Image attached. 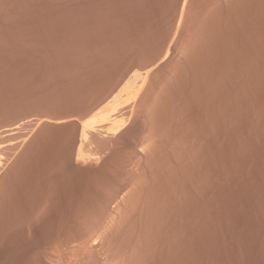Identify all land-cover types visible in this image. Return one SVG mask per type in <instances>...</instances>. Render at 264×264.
<instances>
[{
  "label": "rangeland",
  "instance_id": "obj_1",
  "mask_svg": "<svg viewBox=\"0 0 264 264\" xmlns=\"http://www.w3.org/2000/svg\"><path fill=\"white\" fill-rule=\"evenodd\" d=\"M0 59V136L3 135L4 130H9V127H11V135L14 134L12 133L13 130L15 133L16 131L18 132V137L21 132L23 134H20V138L14 134V136L12 135L7 138L8 140L4 138L6 139L5 141L0 138V143L2 142L7 146L9 143L13 144L19 140V144L15 143L18 147H22L26 145L25 143H29L27 145H30L31 152L35 150L40 152L37 153L35 151L36 157H34V159L36 160L38 157V160L35 162L39 164L42 160H48V162H46L50 164H47L48 166L45 165V161L40 163V167H49L48 169H43V167H41V172L44 170L45 173L47 172L46 170H50L51 172L57 170V175L53 174L56 172L51 173L48 171L49 173H46L47 175L51 173L50 176L48 175L49 177L45 178L43 175L39 176L38 174L41 175V172H39L41 168L37 169L39 166L37 165V167L32 159V154L35 152H30L31 154L28 153L29 155L24 154L23 157L25 158H23V161L31 157L29 160L30 162L28 160L25 162H28V166L31 167L34 166L31 165L32 161V164H35L34 167H37H32V169L29 167L31 172L29 171L28 173L32 174L34 169L38 170V172L34 171L35 173H33V175H35L38 179L35 178L34 180L35 176L31 178L32 180L30 179L35 182L32 183L30 181L33 184H31V186L35 185L33 187L34 189L36 185L40 183L42 178H48V181L45 183L47 186L49 182H51L49 181L51 175H53L52 178L56 177V179H58L60 177L61 180L59 179L58 182L63 180L64 182L62 181V184H68L69 186H67L73 191L72 192L70 190L69 192L68 189L70 188L64 187L61 183H56L57 180L55 179L56 181H53L55 182V185L51 182L54 187V189L51 188V191L54 192L56 188L58 189L54 193H50V187H48L49 185L45 187V180L41 181V184L37 185L39 189L37 187L35 189L36 193H34L35 191L32 188V193L35 194L34 197L39 194L38 198L40 201H38V198L36 197L35 198L37 200L35 201L38 202V204L40 203V206L43 205L45 206L43 208L48 210V206L46 207V204H55V200L52 201V197L54 196V198H56L61 193L63 194L62 191H64V194L67 195L64 196V194H61L59 197L61 198L62 196L64 199H59V197L56 199V203L61 202L62 204L57 203L55 206L52 205L50 210L53 209V211H56L59 209V205H62L61 207H63L65 199L68 206L71 204L76 205V202L78 201L77 206H80L79 204L82 203V207L83 204H85V201L82 200V198H84V196L89 198L87 196L88 194H90L89 196H95V194L97 195L95 192L99 188L100 189L98 191H101L102 194L106 192L105 195H102L104 196V199L105 197L106 200L112 197L114 200L118 195H120L119 193H121V189L116 188V186L118 185L119 187L120 184L114 185L117 191L119 189V192L116 195L115 193L112 194L113 192H116L114 187V190L113 188H110L115 183L112 179L114 178L113 175L116 174L121 167L123 170L121 169L120 172L126 173V171H128V167H130L128 164L131 165V160L132 162L134 161L131 159L133 157L132 151H134L132 149L133 142L135 143V141H137V137L145 128V124H147V128L152 126L153 130L155 129L159 133L163 132V136L160 135L161 137H159H163L162 141H164L163 144H161L162 141H159L160 143H157L154 148V151L157 150L154 153V155H156V158L154 157L156 161H154L156 165L159 166V169L156 168L158 166L155 165L156 172L153 173L152 171L151 173L152 175L156 174L153 178H158V182L162 180L161 185L165 191L170 189L172 190V188H174L173 190L175 192L172 191L176 195L173 201V204L176 206V208H174V212L177 211L176 213L179 215L182 213L179 212V209H181L180 211H183L180 196L187 192L186 189L188 186V189H190L188 191V194L190 195H188L190 197H188V210L190 209L189 212L191 213L190 220L188 222L191 221L189 224L192 227L189 225V232L191 234H188V236H190L189 244L191 245L189 247V252H191L188 261L185 262L189 264H264V0H0ZM25 83L26 85L27 83L29 85L26 86ZM128 87H131V89ZM132 90H135V94H133ZM39 93H41V95ZM53 94H55V96H53ZM128 94H131L133 97L131 98ZM56 95L58 99L56 98ZM114 95L119 96H115L116 98H119L117 101H114ZM31 96H33V98H31ZM139 96L141 98H138ZM142 96L147 98V100H144L145 98ZM133 98L136 100L138 99L139 102L135 99L134 100L141 108L136 107L137 104H135L136 106L134 104V106H130ZM139 99L144 100L143 104L141 103L142 100L140 101ZM112 100L113 103H116L112 104ZM128 100V118L130 117V119H126L128 113H126V115L125 110L127 111V108H123V106L127 104L126 101ZM39 101L40 103H38ZM123 101H125L126 104ZM45 102L46 105H44ZM102 102L105 104L101 106L100 104H102ZM106 102L108 103V106L105 108ZM121 102L124 104L123 106ZM118 104H121L120 109L123 108L121 109L122 111L119 109ZM97 105L103 108V114L108 113L110 114V117L111 115H113V117L114 115L118 116V114L123 112L122 114L124 117H121L122 114H120L119 117L123 120L122 124L125 128V135H128L127 138L130 137L128 139L125 137L124 140L128 142V147H132V150L128 147L125 148L124 144L127 145V143L123 140V138H120L119 140L116 137H114V139L112 137V140L108 139L112 135L108 131L110 127L107 128L108 126H105L107 131L103 127L106 131L105 132L100 127L102 124L100 123L101 121L99 122V120H97L100 124L96 125L97 122L93 118L96 117L95 119H97L99 116L103 115L99 112L102 108L100 107V109ZM115 107H118V110L121 112L118 113L119 111ZM129 107L134 108L131 109ZM26 108L29 113L35 111L36 109L38 111L36 110L37 113H35V111V114L32 112L31 114L33 115H28L27 111H24ZM97 108L100 110L98 111ZM138 108H140V110ZM47 109L48 111L51 110L50 114L49 112L48 114L45 112ZM57 109H59V111ZM17 110L24 112L20 115V112ZM96 110V114L93 113ZM17 112L18 114H16ZM40 112L42 114L44 112L46 115L43 114V116ZM53 112H58V114L61 112V115L59 114L60 117H54L58 114L56 113L57 115H53ZM136 112L139 114L141 113L142 116L141 114L140 116L138 114L136 117ZM51 113L53 116H51ZM62 114L66 118H64ZM93 114L98 115V117H92ZM151 114L154 115L153 118H155V120L157 119L158 122H155ZM12 115H14V117H12ZM18 115H20V120L17 119V117L19 118ZM23 115H28V118ZM156 116H159L160 118L162 116V118L158 119L159 117ZM14 118L17 119L20 125L17 124L18 122ZM23 118H25L24 121ZM31 118L33 120H31ZM88 118H90V120ZM7 119H11V121L15 120L16 123L12 122V124L9 122L8 125H5L4 123H8V121H10ZM43 119L47 121H50L51 119L53 120L50 121V124L48 122L44 126V123L42 122ZM146 119L147 122L151 120V125L146 122ZM125 120L127 123H124ZM26 121L27 124H31L32 122V125L26 126ZM40 121L43 127H39L41 125ZM85 121H89V123H86ZM90 121L93 123L95 122L97 127L93 126L94 124L90 123ZM51 122H61V125L63 123L64 124L63 127L59 124L60 127L58 125H54L55 128H50L52 127ZM141 123H143L142 126ZM154 123H156V125H154ZM158 123L161 124V128H158L160 127ZM180 123L182 125H180ZM14 124H16V127ZM83 124H86L88 127ZM89 124H91L90 127ZM12 125L15 129L12 128ZM35 125L38 126L37 128H42V130L37 129ZM46 126H49V128ZM153 126H156V128ZM2 127H4L3 130ZM20 127L27 132L25 133V131H23ZM136 127H140L139 129L137 128L140 131L136 132L133 130L136 129ZM33 128H35V130H33ZM85 128H89L86 130L87 132L84 130ZM88 130H91L95 137H92L91 132ZM36 131H38V133ZM39 131H43L42 133H45V135H41V132L39 134ZM175 132H177L178 136ZM186 132L189 134L187 135ZM33 133L34 135H30ZM35 133L39 134L41 139H39V136ZM98 134H101V137L104 138V140L100 138ZM133 135L138 136L133 137ZM41 136H45L46 140ZM83 137L86 138V140L83 139ZM168 138L169 140L167 141ZM220 138L222 139L220 140ZM31 139L32 142H30ZM93 139H96V144ZM115 139H117L118 142ZM39 142L45 143L41 146L39 145L38 147V144H40ZM129 142H131L130 146ZM2 143L0 144L1 147H3ZM221 143L222 145H220ZM34 144H37V147L34 146L35 150L33 147ZM121 145H124V148ZM49 146L50 148L56 146V149L53 147V149L48 151V153L50 152V156L59 151L57 150L58 147L62 151L61 153L57 152L58 154L56 153L55 155V157L58 155L64 156H59L61 164L62 162H66V160L71 163V158L69 156L72 152L69 153V151L76 152L78 150L76 153L79 152L83 156H90L89 158H95L96 156L99 157L100 154L96 152L102 153V151H105L107 154H114L115 158V154L119 153L117 154V160L119 161L118 163L121 162V165L114 162V160L116 161V159L112 158L114 156L106 155L107 157L110 156L108 157V159L110 158L109 160L107 157L106 159L104 157L107 169H103V171L102 167H100V169H96L98 172L93 170V174L91 173L92 171H87L89 175L87 176L88 179L84 177V175H86L84 174L86 171L78 169L79 173L80 171H84V173H80V176L77 171H73L72 175L74 174V177L70 175V177H68V181L66 180L67 176L71 174L69 172H71L73 168L75 170V167L72 168L73 164H67L69 163L68 161L61 165L58 157V159L55 158L53 161L52 158L54 157H48L49 155H45L47 149L44 147H48L49 149ZM119 146H121L122 149L121 147L119 148ZM42 147L46 150V152L42 149ZM98 148L102 149V151H99ZM137 148L139 147L136 146V149ZM184 148L187 149L184 150ZM43 151L45 153H43ZM14 152L15 151L12 152L11 157L15 155L16 152ZM169 152L172 155H170ZM94 153H96V155H94ZM159 153H162V156ZM39 154H41L44 158H47L44 159ZM118 155L122 156H120L121 158L119 157V159L123 158L121 161L118 159ZM217 156L220 160H218L219 158ZM168 157L173 160L168 159ZM63 158H66V160ZM104 159L102 157L100 161ZM112 159L114 165L117 164L120 166H116L117 169L115 170V166L113 165V169L116 173L111 168L113 164L111 163ZM159 159L161 163L159 162ZM56 160L59 162L58 167H55L57 166L55 165L57 162ZM107 160L108 162L110 161L109 163L111 165L107 163ZM168 160H171V165L168 164ZM126 161L130 162L127 164ZM122 163H125L124 168ZM51 165H54V168ZM69 165H72V169L70 168L71 171L68 170ZM102 166H104V164ZM50 167L53 170H51ZM108 167L114 172L113 174L111 173V176H109V172H112V170L109 171ZM126 167L127 169H125ZM161 167L164 172L161 170ZM58 170L62 171L59 172ZM217 171H219L220 174H218ZM101 172L103 174L102 176L107 174L108 179H106L107 177H105V179L103 177V179L107 181H105L106 183H110V181L113 180L112 182L114 183L111 186V182L109 184V188L105 187L108 185L105 182V184L103 183L105 186L103 184V186H101L100 181L103 180L100 179L101 176L99 177ZM118 173L116 174L117 176ZM59 174L62 175L58 176ZM122 174L121 176H123ZM184 175L187 178L183 177ZM117 176H115V178ZM119 176L116 179L118 180V183L120 182V179L118 178H122ZM178 176H180V178ZM62 177L65 178L62 179ZM75 177H77L79 181L78 182L76 179L77 184L79 183L76 186L77 193L75 187L73 189V184L75 182L76 185V181L72 179ZM78 177L82 178L80 179ZM83 178H85L86 181L94 180L91 183L95 182L98 178V185L100 184V187L98 186V189H95L96 187L92 186H96L97 183L95 182V184L93 183L94 185L92 184L91 186V183H88L90 181H87L90 185L88 187L92 190L89 191V189V192L86 190L88 193H85V189L78 187L81 186L86 188L85 186L88 185L85 184L86 181H81ZM165 179L170 180V183L168 182V184L166 181V185ZM71 180L73 181L72 184ZM65 181H68V183ZM182 182H187L185 183L187 185L189 184L188 186L184 185L187 187L186 189H184L185 187ZM57 184L60 185L61 191L59 187H55ZM155 184L156 186H154L158 187L157 182ZM192 184L195 187L192 186ZM62 186L64 190H62ZM44 187L48 190H45ZM104 187L106 190H101ZM198 187L201 190H199ZM78 188L80 191H78ZM82 189L84 190L83 192L81 191ZM183 189L184 192L181 194ZM38 190L45 191L44 194H46V197L43 195L46 198L44 199L45 201L41 198L43 197V193H39ZM107 190H110L111 192L109 195L107 194ZM65 191L70 194L71 192L76 193V197L79 195L81 197L79 196L80 198L76 199L74 197L75 194H72L73 196L69 194V198H74H72L74 200L73 201L66 198V196L68 197V193ZM93 191H95L94 195L93 193L91 194ZM16 192L19 195L20 191ZM16 192H14L15 195ZM169 192L171 193V191ZM47 193L50 196L47 195ZM83 194L84 196H82ZM111 194L112 196L108 197ZM87 198L84 199L87 200ZM68 199L71 202L68 201ZM113 200L111 199V201ZM203 200L204 202H202ZM33 202L34 200L32 203ZM66 204L64 208L68 207ZM173 204H171V206ZM174 205L172 206V210L173 207H175ZM32 206H34V204ZM56 206H58V208H56ZM34 207H36V205ZM39 207H36V209ZM61 207L60 209H62ZM177 218L176 220L178 221L175 225L177 223L179 225L177 224L175 226L176 240H181V237H183V229L180 226L183 221L180 216ZM42 228L40 227L41 232H44ZM15 229H13V231ZM18 229L19 230H16L19 231V234L15 233V230L13 232L15 233L13 236L17 235L19 237L20 235L21 238H19L23 241L16 238L17 236L13 237L12 234V244L8 241L9 245L11 244L12 249H10V246L9 249L12 252L14 250V245H16L14 246V248L16 247L15 249L18 248L17 245L21 247L19 248L21 249L20 251H18L19 249H17V252L14 250V252L17 253H15L16 255L22 253L21 251H26L22 244L25 243L26 245V241L24 239H28L24 238L26 232L21 236L22 232L25 230H20V228ZM45 230L47 232V229ZM42 234L40 233L41 236H39V239L40 237H43ZM26 237L28 236L26 235ZM16 239H19L20 241ZM41 240L44 241L43 238H41L40 241ZM45 240L50 241L48 238ZM178 240L176 241L177 244L179 243ZM18 242L23 243L19 245ZM48 243H46L47 248L51 246L50 243L52 242L50 241L49 246ZM177 244L175 248L177 249L176 255H178L179 252H181L179 253V256L181 254L183 255L184 249L181 250L183 247L181 246L180 248V245L178 244L179 248H177ZM43 245L45 247V243H43ZM43 245L40 247L43 248ZM58 245L59 244H56L57 251L59 247H62L63 250H65L62 244L61 246ZM62 248H59L58 252H60V254H58H62L61 257L64 258V251ZM43 249L50 250L51 247L48 249L45 247ZM60 249L63 252L60 251ZM66 249L65 253L69 255L70 252H68L67 247ZM14 252V258L19 257H15ZM26 253H24L25 256L27 255ZM24 254H20L19 260L22 258L21 255H23V258L20 261L18 260V262L13 258V260L16 261V264H20L24 261ZM179 256H176L177 260L175 258V261H177V263L175 262V264L183 262V259L182 262L179 261V259L181 260L182 258V256ZM183 264L185 263L183 262Z\"/></svg>",
  "mask_w": 264,
  "mask_h": 264
},
{
  "label": "bare ground",
  "instance_id": "obj_2",
  "mask_svg": "<svg viewBox=\"0 0 264 264\" xmlns=\"http://www.w3.org/2000/svg\"><path fill=\"white\" fill-rule=\"evenodd\" d=\"M176 34H177V32H176ZM176 45V44H175ZM169 49V48H168ZM175 51V50H174ZM172 52V51H171ZM165 54V53H164ZM169 54V53H168ZM4 55V54H3ZM169 56V55H168ZM171 56H173V55H171ZM2 58V57H1ZM168 58V57H167ZM9 60V59H8ZM0 61H1V59H0ZM2 62H4V61H2ZM7 62V61H6ZM5 63V62H4ZM7 65V64H6ZM10 65V64H9ZM11 69V68H10ZM14 71V70H13ZM6 73H7V71H6ZM13 75V74H12ZM25 75V74H24ZM29 77H31V76H29ZM16 79V78H15ZM24 79V78H23ZM38 79V78H37ZM44 80V79H43ZM28 81V80H27ZM27 81H25V82H27ZM29 81H30V78H29ZM8 82V81H7ZM38 82V81H37ZM43 82V81H42ZM42 82H39V83H42ZM9 83V82H8ZM22 83H24V82H22ZM6 84V83H5ZM20 84V83H19ZM25 85H26V83H25ZM27 85H29L28 83H27ZM26 85V86H27ZM38 85V84H37ZM141 85H143V84H141ZM13 86V85H12ZM18 86V85H17ZM50 86V85H49ZM48 86V87H49ZM5 87V86H4ZM30 87V86H29ZM25 88V87H24ZM33 88V87H32ZM40 88H41V86H40ZM43 88V87H42ZM50 88V87H49ZM128 88H130L131 89V87H128ZM8 89V88H7ZM31 89V88H30ZM59 89H61V88H59ZM37 90V89H36ZM41 90H43V89H41ZM52 90H54V89H52ZM140 90V89H139ZM56 91V90H55ZM129 91H131V90H129ZM133 91V94H135L134 93V91L135 90H132ZM52 92V91H51ZM141 92H142V89H141ZM1 93H3V92H1ZM11 93V92H10ZM46 93V92H45ZM50 93V92H49ZM54 93H56V92H54ZM59 93V92H58ZM137 93V92H136ZM139 93V92H138ZM16 94V93H15ZM18 94V93H17ZM27 94V93H26ZM40 95H41V93H39ZM132 94V93H131ZM131 94L129 95V96H131ZM142 94H143V92H142ZM141 94V95H142ZM59 95H61V94H59ZM140 95V96H141ZM10 96V95H9ZM19 96V95H18ZM45 96V95H44ZM52 96V95H51ZM53 96H55V94H53ZM119 97V96H117V95H114V98L116 99H114V101H117V99H119V98H116V97ZM137 96V95H136ZM138 97V98H141V97ZM146 96V95H145ZM3 97V96H2ZM6 97V96H5ZM24 97V96H23ZM34 97H35V94H34ZM42 97V96H41ZM41 97H38V98H41ZM133 96H131V98H132ZM134 97H135V95H134ZM143 97V96H142ZM12 98V97H11ZM31 98H33V96H31ZM56 98H57V95H56ZM61 98V97H60ZM124 98V97H123ZM136 98V97H135ZM135 98H133V100H131L132 102L130 103V106H134L135 104H137V102L136 101H138V99L136 100ZM143 98H145V97H143ZM142 98V99H143ZM22 99V98H21ZM24 99V98H23ZM29 99V98H28ZM49 99V98H48ZM58 99V98H57ZM113 99V98H112ZM136 101H135V100ZM141 99V100H142ZM2 100V99H1ZM18 100V99H17ZM50 100H51V97H50ZM104 100V99H103ZM140 100V99H139ZM140 100V101H141ZM144 100H147V98H145ZM144 100H142V104H143V101ZM13 101V100H12ZM20 101H22V100H20ZM27 101V100H26ZM35 101V100H34ZM42 101V100H41ZM49 101V100H48ZM57 101V100H56ZM19 102V101H18ZM23 102V101H22ZM109 102V101H108ZM123 102H125V101H123ZM126 102H127V104H126ZM125 102V104L127 105H125V106H123L124 104L122 103V106H123V108H127V111L125 110V114L126 113H128V115H127V117H126V119L128 118V116H129V112H128V106H129V104H128V102H129V100L128 101H126ZM136 102V103H135ZM139 102V101H138ZM146 102V101H145ZM3 103V102H2ZM29 103H30V101H29ZM38 103H40V101L38 102ZM49 103H50V101H49ZM53 103V102H52ZM110 103V102H109ZM111 103L112 104H114V103H116V102H114L113 103V100L111 101ZM24 104V103H23ZM33 104V103H32ZM37 104V103H36ZM103 104H105L104 102H102V104H100L101 106L103 105ZM108 103L106 102V106H105V108L108 106L107 105ZM134 104V105H133ZM140 104V103H139ZM0 105H1V103H0ZM40 105V104H39ZM38 105V106H39ZM41 105H42V103H41ZM44 105H46V102L44 103ZM51 105V104H50ZM49 105V106H50ZM56 105V104H55ZM54 105V106H55ZM57 105H58V103H57ZM119 105V104H118ZM3 106H5V105H3ZM33 106H34V104H33ZM37 106V105H36ZM35 106V107H36ZM59 106V105H58ZM100 106V107H101ZM111 106V105H110ZM136 106V105H135ZM8 107V106H7ZM40 107V106H39ZM44 107V106H43ZM42 107V108H43ZM56 107V106H55ZM97 107H99L98 105H97ZM99 107V108H100ZM112 107V106H111ZM110 107V108H111ZM119 107V109H120V107H121V104L118 106ZM118 107H115V108H117V110H118ZM136 107H140V106H138V104H137V106ZM219 107V106H218ZM11 108V107H10ZM23 108V107H22ZM30 108V107H29ZM33 108V107H32ZM60 108H61V106H60ZM97 108L98 109V111L102 108ZM123 108H121V109H123ZM129 108H131V107H129ZM132 108H134V107H132ZM131 108V109H132ZM141 108V107H140ZM140 108H138L139 110H140ZM144 108V107H143ZM24 109V108H23ZM34 109V108H33ZM107 109H109V108H107ZM120 109V110H121ZM137 109V110H138ZM5 110V109H4ZM37 110V109H36ZM35 110V111H36ZM52 110H53V108H52ZM56 110V109H55ZM58 111H59V109H57ZM102 110H103V108L101 109V111H99V112H101L102 113ZM112 110V109H111ZM116 110V109H115ZM114 110V111H115ZM116 110V111H117ZM120 110H118L119 112L118 113H120L121 111ZM136 110V111H137ZM18 111V110H17ZM24 111H27V108H26V110H24ZM24 111H18V112H20V115H21V113H23ZM32 111V110H31ZM35 111H32L33 113L35 112ZM38 111V110H37ZM37 111L35 112V113H37ZM40 111V110H39ZM50 111L51 110H49L48 111V109H47V111H45V112H47V114H48V112H49V114H50ZM92 111H94V110H92ZM91 111V112H92ZM104 111V110H103ZM106 111V110H105ZM110 111V110H109ZM115 111V112H116ZM129 111H130V109H129ZM134 111V110H133ZM132 111V112H133ZM144 111H145V109H144ZM148 111V110H147ZM218 111V110H217ZM220 111V110H219ZM2 112H4V111H2ZM16 112V111H15ZM18 112L16 113V114H18ZM31 112V113H32ZM72 112V111H71ZM96 112H97V110L95 111V112H93V113H95L96 114ZM107 112V111H106ZM132 112H131V114H132ZM140 112H142V111H140ZM31 113H29V111H27V114L29 115H33V114H31ZM34 113V114H35ZM41 113V112H40ZM57 114H58V112H56ZM55 112H53V115H55L56 114ZM65 113H66V111H65ZM73 113V112H72ZM111 113V112H110ZM113 113V112H112ZM123 112H121L120 114H122ZM137 113V112H136ZM15 114V113H14ZM15 114V115H16ZM42 114V113H41ZM40 114V115H41ZM43 114H45L44 112H43ZM42 114V115H43ZM56 114V115H57ZM59 114L61 115V112H59ZM59 114L57 115V116H54V117H60L59 116ZM64 114V113H63ZM62 114V115H63ZM103 114V113H102ZM102 114H100V115H102ZM116 114V113H115ZM120 114H118V116H115L114 115V117H113V115H111V117H110V114H108V113H105V114H103L102 116H99L98 117V115H99V113H98V115H94L93 114V116L92 117H94V116H97L98 118L97 119H95V118H93L96 122H97V124L96 125H98V124H100V123H102L101 124V129H103V127L106 129V127L107 128H109V132H110V134H112L111 135V137H109L108 139L110 140H112V137H113V139H114V137H116L118 140L120 139V138H123V140L125 139V137H126V139H128V138H130V137H128L127 138V136L128 135H125V128L123 127V124H122V118L124 117L123 116V114H122V118L120 119ZM130 114V115H131ZM134 114V113H133ZM138 114L139 113H137V115H136V117L138 116ZM141 114V113H140ZM140 114H139V116H140ZM1 115L3 116V114L1 113ZM11 115V114H10ZM20 115H18L19 116V118L17 117V119L18 120H20L21 118H20ZM27 115V116H28ZM37 115V114H36ZM39 115V116H40ZM46 115V114H45ZM52 115V113H51V116H53ZM69 115V114H68ZM135 115V114H134ZM148 115V114H147ZM152 115V118H153V114H151ZM9 116V115H8ZM23 116H25V115H23ZM27 116H25V117H27ZM44 116V115H43ZM49 116V115H48ZM132 116V115H131ZM141 116H142V114H141ZM149 116V115H148ZM217 116H218V114H217ZM11 117V116H10ZM12 117H14V115H12ZM12 117H11V119H12ZM15 117V118H16ZM54 117H52V118H54ZM63 117H64V115H63ZM63 117H61V118H63ZM151 117V116H150ZM156 117H159V116H156ZM164 117V116H163ZM4 118H6V117H4ZM14 118V119H15ZM28 118V117H27ZM30 118V117H29ZM33 118V117H32ZM31 118V120H33ZM57 118V119H58ZM64 118H66V117H64ZM71 118V117H70ZM91 118V117H90ZM90 118H88L89 120H90ZM142 118V117H141ZM140 118V119H141ZM146 118H149V117H146ZM161 118H162V116H161ZM160 117L158 118V119H161ZM165 118V117H164ZM11 119H7V120H10V121H8V123H4L5 125L7 124H9V122L10 123H14L15 122V120L17 121V119H13L14 121H11ZM24 119L25 118H23V121H24ZM35 119V118H34ZM46 119V118H45ZM47 119H50V118H47ZM128 119H130V117L128 118ZM143 119H144V117H143ZM154 120H155V118H153ZM217 119V118H216ZM6 120V121H7ZM28 120V119H27ZM37 120V119H36ZM51 120H53V119H51ZM50 120V121H51ZM70 120V119H69ZM73 120H74V118H73ZM85 120V119H84ZM97 120H99V122L100 123H98V121ZM139 120V119H138ZM138 120H137V123H138ZM148 120H150V119H148ZM153 120V121H154ZM221 120V119H220ZM50 121L48 120H44L43 119V123H44V126L46 125V123H48L49 122V124H50ZM54 121H56V120H54ZM58 121V120H57ZM87 121V120H86ZM85 121V122H86ZM92 121V120H91ZM90 121V123H93V122H91ZM103 121V122H102ZM129 121V120H128ZM144 121H145V119H144ZM153 121H152V125H153ZM18 122V121H17ZM21 122V121H20ZM29 122V121H28ZM37 122V121H36ZM35 122V123H36ZM64 122V121H63ZM66 122V121H65ZM142 122V121H141ZM146 122H147V119H146ZM155 122H158L157 121V119L155 120ZM159 122H161V121H159ZM164 122H165V120H164ZM167 122V121H166ZM12 123V124H13ZM16 123V122H15ZM34 123V122H33ZM52 123V127H50V128H55V126L56 125H58L59 127H60V125H61V122H51ZM84 123V122H83ZM86 123H89V121L88 122H86ZM124 123H127L126 122V120H125V122ZM140 123V122H139ZM144 123V122H143ZM143 123H141V126H142V124ZM149 125H151L150 123H151V120L149 121V122H147ZM162 123V122H161ZM17 124H19V122L17 123ZM37 124V123H36ZM40 124H41V121H40ZM39 124V125H40ZM49 124H47V125H49ZM60 124V125H59ZM64 124V123H63ZM63 124L61 125L62 127H63ZM94 125L93 126H96L95 125V122L93 123ZM145 124V123H144ZM187 124V123H186ZM11 125V124H10ZM15 125V127H16V124H14ZM20 125V124H19ZM24 125H25V123H24ZM27 125H29V126H31L32 125V122H31V124H27V121H26V126ZM55 125V126H54ZM71 125V124H70ZM84 125V124H83ZM82 125V126H83ZM86 125V124H85ZM84 125V126H85ZM90 125L91 124H89V127H90ZM126 125V124H125ZM140 125V124H139ZM138 125V126H139ZM146 126H147V124H145ZM154 125H156V123H154ZM158 125L160 126V127H158V128H161V124H159L158 123ZM166 125V124H165ZM180 125H182L181 123H180ZM179 125V126H180ZM185 125V124H184ZM183 125V126H184ZM189 125V124H188ZM2 126H4V125H2ZM43 127V125L41 124L39 127ZM66 126V125H65ZM106 126V127H105ZM140 126V127H141ZM145 126V128L141 131V133H140V135L137 137V136H135V135H133V137H137L138 139H136L137 141H135V143L133 142V145H132V147H128V142L127 141H125L126 143H127V145L126 144H124L125 145V148L126 147H128L129 149H133L134 151H132L131 153L133 154L132 156L134 157H132L131 159H133L134 161L132 162V160H131V165L130 164H128L129 162H127V164H128V166H130V167H128L129 169H128V171H126V173H124V172H120V170L122 169V167L119 169V171L118 172H120L121 174L122 173H124V174H122L123 176H121V174L120 173H118V176L120 175L122 178H118V179H120L119 181V183L117 182L118 180H116L117 179V173L115 172V170L117 169L116 168V166L117 167H120V166H118L117 164L116 165H114V163H113V159H116V161L114 160V162L116 163H118L119 161L117 160V154H119V153H116L115 155H116V158H115V156H114V154H110V153H108L107 154V152H105V151H102V149H99V151H102V153H100V152H96V153H99L100 155H99V157H95V158H89L87 155L85 156H83V155H81L79 152L78 153H76L77 151L75 150V148H74V150L76 151V152H74V151H69V153H71V155L69 156L70 158H71V163L68 161V160H66V158L64 159V160H66V162L68 161L69 163H67V164H73V166L72 165H69V167L68 166H66V167H68L69 169L68 170H70L71 171V169L73 168V167H75V170H74V168L72 169V171L71 172H69V173H71V174H69V176H67V179L66 180H68L69 181V179H68V177H70V175H72V172L74 171V172H76L77 171V173L80 175V173L82 174V173H84V171H92L91 173L93 174L94 172H93V170H95L96 172H98L96 169H100V167H102V170L104 169H107V164L105 165V163H106V155H112V156H114V157H112L113 159H112V162L111 163H113L112 164V169L114 168V166H115V170H114V172L116 173V174H114L113 176H114V178H115V176H117L115 179L114 178H112L113 180H114V182L116 183H114V182H112V181H110V183H106L107 181L106 180H104L105 179V177H107V174H104L105 176H102L103 174H102V172H101V175H99V177H100V179H103V177H104V179L103 180H101L100 181V184H101V186H103L105 183L106 184H108L107 186H105V187H107V188H109V184L112 186V184H113V186L112 187H110L111 189L114 187L115 188V186L114 185H117V184H120L119 185V187H118V185L116 186V188H119V189H121V193H119L120 195H118L114 200H113V198L111 197L112 196V194H114L115 193V195L119 192V189H118V191H117V189L115 190L116 192H113L110 196H108L109 195V193H111L110 192V190L108 191L107 190V194L108 195H106V196H108V197H111V198H108L109 199V201H108V199L106 200V197H105V199H104V196H102L103 194L105 195L106 194V192L105 193H101V191H98L99 189L97 188L98 186L100 187V184L98 185V178L95 180V182L97 183V185L95 186L94 184H95V182H93V183H91L92 181H94V180H92V181H90V180H87V181H90V182H88V183H91V186H92V184L94 185V186H92V187H96L95 189H98L97 191L99 192V194H98V192L96 191H93V192H91V194L93 193V195H94V192L95 193H97V195L95 194V196H89L90 194H88L87 196L89 197V198H87L86 196H84V194L82 195V196H84V198H87V200H85L84 198H82V200H84L85 201V204H83V206L81 207V205H82V203L81 204H79L80 206H77L78 205V201L76 202V205L75 204H69L70 206H68L67 204H66V202H65V200H64V206H65V204H66V206H68V207H66V208H64V206L63 207H61L62 205H59L62 209H60V207H59V209H57L56 211H53V209H51L52 211H53V213H52V211L50 210V207L52 206V205H54L55 206V204L57 205V203H56V199H58V197L62 194L61 192V194L59 195V196H57L56 197V195H55V197L56 198H54V196L52 197L53 198V200L52 201H54L55 200V204H52V205H47L46 204V207L48 208V210L47 209H45V208H43V207H45V206H40L39 204H38V202H36L35 200H37L36 198H38V195L37 196H35L34 197V193H36V187L39 189V187L37 186V185H40L41 184V181H44V185H45V187H47L48 185V187H50V193H52L53 191H51V188H53L54 189V187H53V184L55 183V182H53V181H56V183H61V185H63L64 187H68L67 185H64V184H62V181L61 182H58V180L60 179L61 180V178L59 177H57L58 179H56V177L54 178H52V176L53 175H51V178L52 179H54V180H52L51 178H50V180L49 181H51V182H49V184L46 186V181H48V178L47 179H45L46 177H49L50 176V174L52 173V172H56V171H50V170H46L47 172L46 173H49L48 171H50L51 173L50 174H46L44 171L43 172H41V170H42V168L41 167H43V166H39V165H41L40 163H42V162H44L45 161V165H47L48 163V160H42V162H40V161H37V162H40L39 164L38 163H36L35 161L36 160H38V157H37V159L35 160L34 159V157H36V152H37V150H35V147L34 146H36L37 147V144H34L33 145V147H34V150L36 151H32V152H35V153H33V154H35V155H33L32 154V156H33V162H35V164H36V166L38 167H34L35 166V164L33 163L32 164V161H31V165H34V166H28V162H25V161H29L30 159H31V155L29 156L30 158H28L27 160H24L23 161V158H25V157H23L24 156V154L26 155V154H28V153H30L31 152V147H30V145H27V144H29V143H25L26 145H24V146H22V147H18V145L17 144H15V143H18L19 142V140H17L18 142H15V143H13V144H10L9 143V145H4L2 142V145H3V147H1V145H0V264H16V261H14L15 259L17 260V262H18V260H19V257H20V254H24V253H26V251H27V255L25 256V254H24V261H22V263H20V264H175V262L177 263V261H175V258H176V256H179V253H181V252H179L178 253V255H176L177 253V249H175L176 248V244H177V240H176V225L178 224H176L175 225V223L178 221V220H176V218L178 217V216H180L181 217V220L183 221V223H182V225H181V223H180V227H182V229H183V231H182V233H183V237H181L182 236V234L180 233V237L182 238H180L181 240H178L179 241V247L181 248V246L183 247V248H181V250H183L184 251V253H183V255L181 254L179 257H181L182 256V258H181V260L179 259V261L180 262H182V259H183V262L185 263V264H189V263H187V262H185V261H188V259H189V257H190V252H189V247H190V245L191 244H189V237L190 236H188V234H191L190 232H189V228L190 227H192L189 223L191 222H188L189 220H190V213L191 212H189V210H188V204H189V201H188V197L190 196L188 193V191L190 190V189H188L189 188V184L187 185V184H185V183H187V182H185V183H183V186L184 185H187L188 186V188L186 187V186H184L185 188L184 189H186V193L185 194H182V192H184V189L181 191V201L180 202H182V206H183V211H180L181 209H179V212H182V213H180L181 215H179V214H177L176 212L177 211H175L174 212V208H176V206L173 204L174 202V197L176 196L173 192H175L173 189L174 188H172V190L170 189V190H164L163 189V187H162V180L160 181V182H158V178L157 179H155L156 177H154L153 178V176H155V175H152V171H153V173H155L156 172V168H158L159 169V166L158 165H156V163H155V159H154V157L156 156V155H154V153L157 151H154V148H155V146L157 145V143H160L159 141H162L163 139V137L162 138H160L161 136L160 135H162L163 136V132H158V131H156L155 129L153 130V128H152V126H150V127H146ZM163 126V125H162ZM183 126H182V128H183ZM5 127V126H4ZM4 127H2V130H3V128ZM15 127L12 125V128H14L15 129ZM22 127H23V125H22ZM35 127L37 128L38 126H36L35 125ZM46 127H48L49 128V126H46ZM58 127V128H59ZM86 127H88L87 125H86ZM97 127V126H96ZM127 127V126H126ZM139 127V128H140ZM154 128H156V126H153ZM164 127V126H163ZM6 128V127H5ZM8 128V127H7ZM11 127H9V130L8 129H6V130H4L3 132V135L2 136H0V138H2V140L3 141H5L7 138H9V137H11L12 135L14 136V134L17 136V131H16V133L14 132V130H13V132L12 133H14V134H12L11 135V129H10ZM21 128V127H20ZM27 128V127H26ZM47 128V129H48ZM99 128V127H98ZM98 128H95V129H98ZM129 128V127H128ZM127 128V129H128ZM138 127H136V129H133V130H135L136 132L137 131H140V130H138L137 129ZM180 128H181V126H180ZM1 129V128H0ZM17 129V128H16ZM18 129H19V126H18ZM22 129V128H21ZM37 129H41L42 130V128H37ZM45 129V128H44ZM60 129V128H59ZM59 129H58V131H59ZM82 129V128H81ZM87 129H89V128H85L84 130L86 131ZM105 129H103L104 131H105ZM142 129V128H141ZM163 129V128H162ZM166 129V128H165ZM169 129V128H168ZM187 129V128H186ZM189 129V128H188ZM219 129V128H218ZM222 129V128H221ZM23 130V129H22ZM21 130V131H22ZM33 130H35V128H33ZM91 130H93V129H91ZM91 130L89 131V132H91ZM102 130V131H103ZM158 130V129H157ZM164 130V129H163ZM170 130V129H169ZM220 130V129H219ZM23 131H25V130H23ZM106 131H107V129H106ZM105 131V132H106ZM159 131H161V130H159ZM167 131V130H166ZM165 131V132H166ZM177 131H178V129H177ZM182 131V130H181ZM185 131V130H184ZM183 131V132H184ZM220 131H222V130H220ZM10 132V133H9ZM27 131H25V133H26ZM31 132H33V131H31ZM30 132V133H31ZM37 133H38V131H36ZM40 132H41V135H45V133H42L43 131H39V134H40ZM45 132H47V131H45ZM49 132V131H48ZM60 132H61V130H60ZM60 132H59V134H60ZM87 132V131H86ZM98 132V131H97ZM127 132H128V130H127ZM164 132V133H165ZM169 132V131H168ZM171 132V131H170ZM174 132V131H173ZM172 132V133H173ZM37 133H35V134H37ZM51 133V132H50ZM83 133V132H82ZM93 133L95 134V132L93 131ZM99 133H101V132H99ZM178 133H180V132H178ZM187 133V135L189 134L188 132H186ZM185 133V134H186ZM216 133H217V130H216ZM219 133V132H218ZM20 134H22V132L20 133ZM20 134H19V137L18 138H20ZM39 134H37V136H39ZM89 134V133H88ZM91 134H92V132H91ZM103 134V133H102ZM128 134V133H127ZM132 134H133V131H132ZM131 134V135H132ZM167 134V133H166ZM175 134H177V132H175ZM1 135V134H0ZM23 135V134H22ZM21 135V136H22ZM25 135V134H24ZM26 135H28V134H26ZM30 135H34V133L33 134H30ZM81 135V134H80ZM83 135H85V134H83ZM82 135V136H83ZM96 135V134H95ZM99 136H100V138H102L101 137V134H98ZM130 135V136H131ZM165 135V134H164ZM195 135V134H194ZM220 135V134H219ZM94 135L92 134V137H93ZM160 136V137H159ZM166 136V135H165ZM171 136H173V135H171ZM177 136H178V134H177ZM184 136V135H183ZM218 136V135H217ZM221 136V135H220ZM33 137V136H32ZM42 138H44L45 139V136L43 137V136H41ZM61 137V136H60ZM88 137V136H87ZM95 137V136H94ZM98 137V136H97ZM132 137V136H131ZM188 137V136H187ZM4 138H6V139H4ZM23 138V137H22ZM25 138H27V137H25ZM24 138V139H25ZM29 138H31V137H29ZM35 138H37V137H35ZM89 138V137H88ZM91 138V137H90ZM165 138V137H164ZM178 138V137H177ZM189 138V137H188ZM11 139V138H10ZM33 139V138H32ZM32 139H31V141L30 142H32ZM39 139H41L40 138V136H39ZM56 139V138H55ZM83 139H85L86 140V138H84L83 137ZM103 140H104V138H102ZM101 139V140H102ZM107 139V138H106ZM105 139V140H106ZM117 139H115V140H117ZM174 139H175V136H174ZM181 139V138H180ZM216 139H218V138H216ZM222 138H220V140H221ZM8 140V139H7ZM13 140V139H12ZM23 140V139H22ZM27 140V139H26ZM29 140V139H28ZM34 140V139H33ZM36 140V139H35ZM46 140V139H45ZM62 140V139H61ZM90 140V139H89ZM94 140V139H93ZM92 140V141H93ZM96 140V139H95ZM94 140V141H95ZM103 140H102V142H103ZM118 140H117V142H118ZM132 140V139H131ZM135 140V139H134ZM165 140H166V138H165ZM169 140V138L167 139V141ZM177 140V139H176ZM175 140V141H176ZM179 140V139H178ZM25 141V140H24ZM38 141V140H37ZM36 141V142H37ZM39 141H42V140H39ZM128 141H130V140H128ZM23 142V141H22ZM26 142V141H25ZM29 142V141H28ZM36 142H34V143H36ZM106 142H110V141H106ZM116 142V141H115ZM124 142V143H125ZM177 142V141H176ZM0 143V144H1ZM5 143V142H4ZM8 143V142H7ZM21 143V142H20ZM40 143V142H39ZM45 143V142H44ZM44 143H40V144H38V147H39V145L41 146L42 144H44ZM49 143V142H48ZM90 143V142H89ZM92 143V142H91ZM94 143V142H93ZM104 143V142H103ZM130 143L131 142H129V146H130ZM164 143V141H162V143L161 144H163ZM6 144V143H5ZM19 144V143H18ZM23 144H24V142H23ZM95 144H96V141H95ZM138 144V145H137ZM161 144H159V145H161ZM173 144V143H172ZM46 145V144H45ZM56 145V144H55ZM94 145V144H93ZM103 145V144H102ZM118 145V144H117ZM124 145H121V146H123V148H124ZM177 145V144H176ZM175 145V146H176ZM187 145V144H186ZM218 145V144H217ZM220 145H222V143L220 144ZM219 145V146H220ZM57 146V145H56ZM56 146H53V147H55L54 149H56ZM108 146V145H107ZM116 146V145H115ZM121 146H119V148L121 147ZM136 146H138L139 148H137L136 149ZM181 146V145H180ZM184 146V145H183ZM53 147L52 148H50V146H49V149H48V147L46 148V147H44L45 149H47V152H46V150L42 147V149L43 150H45V152H46V154L45 155H49L50 154V152L48 153V151L50 150V149H53ZM65 147V146H64ZM92 147V146H91ZM161 147V146H160ZM218 147V146H217ZM41 148V147H40ZM39 148V149H40ZM94 148H95V146H94ZM104 148V147H103ZM112 148V147H111ZM118 148V149H119ZM157 148V147H156ZM163 148V147H162ZM161 148V149H162ZM166 148V147H165ZM173 148V147H172ZM42 149H41V151H42ZM93 149V148H92ZM121 149H122V147H121ZM131 149V150H132ZM169 149V148H168ZM167 149V150H168ZM175 149V148H174ZM185 149H187V148H184V150ZM57 150H59V151H57ZM57 150H55V151H57L58 153L60 152H62L60 149H59V147H58V149ZM64 150V149H63ZM90 150V149H89ZM104 150V149H103ZM126 150H128V149H126ZM158 150H159V147H158ZM163 150V149H162ZM166 150V149H165ZM181 150V149H180ZM13 151H15L14 153H15V155H13V157H11V155H12V152ZM106 151H108V150H106ZM114 151V150H113ZM117 151V150H116ZM122 151V150H121ZM120 151V152H121ZM178 151V150H177ZM188 151V150H187ZM31 152V153H32ZM44 151H43V153H45ZM57 152H55V153H53V155H52V153H51V155L52 156H48V157H54V158H52V160L54 161V159L55 158H59V156H62V155H58V156H56L55 157V155H56V153ZM91 152V151H90ZM118 152V151H117ZM165 152V151H164ZM30 153V154H31ZM37 153H40L39 151L37 152ZM57 153V154H58ZM96 153H94V155H96ZM122 153H123V151H122ZM125 153V152H124ZM170 153V152H169ZM171 153H172V151H171ZM170 153V155H172ZM179 153H180V151H179ZM191 153V152H190ZM85 154V153H84ZM103 154V155H102ZM121 154V153H120ZM128 154H130V153H128ZM160 154V153H159ZM162 154V153H161ZM160 154V155H161ZM174 154V153H173ZM188 154H189V152H188ZM29 155V154H28ZM38 155V154H37ZM39 155H41V154H39ZM101 155H102V157H103V159H104V157H105V159L104 160H101L100 161V159H102V157H101ZM105 155V156H104ZM158 155V154H157ZM169 155V154H168ZM170 155H169V157H170ZM187 155V154H186ZM221 155V154H220ZM67 156V155H66ZM121 156V155H120ZM119 155H118V159H119V157H120ZM162 156V155H161ZM174 156V155H173ZM175 156H176V154H175ZM41 157H43L42 155H41ZM40 157V158H41ZM62 157H64V156H62ZM61 157V158H62ZM108 157H110V156H108ZM108 157H107V159H108ZM122 157V156H121ZM120 157V158H121ZM131 157V156H130ZM158 157V156H157ZM168 157V159H172V158H169ZM172 157V156H171ZM184 157V156H183ZM218 157V156H217ZM44 158V157H43ZM42 158V159H43ZM47 158V157H46ZM46 158H44V159H46ZM57 158V159H58ZM100 158V159H99ZM156 158V157H155ZM161 158V157H160ZM178 158V157H177ZM181 158V157H180ZM219 158V157H218ZM51 159V158H50ZM110 159V158H109ZM108 159V160H109ZM123 159V158H122ZM122 159H119L120 161L122 160ZM158 159V158H157ZM164 159V158H163ZM166 159H167V157H166ZM39 160H41V159H39ZM58 160H60V164H61V159L59 158ZM64 160H62V161H64ZM108 160H107V163H109L108 162ZM155 160V161H154ZM173 160V159H172ZM189 160V159H188ZM218 160H220V158L218 159ZM47 161V162H46ZM57 161V160H56ZM124 161V160H123ZM158 161V160H157ZM169 161V163L168 164H170V161L171 160H168ZM175 161V160H174ZM222 161V160H221ZM30 162V161H29ZM66 162H62V164H64V163H66ZM125 162V163H126ZM159 162H160V159H159ZM181 162V161H180ZM190 162V161H189ZM188 162V163H189ZM58 161L56 162V164L55 165H57V166H55V167H58L59 165H58ZM121 163V162H120ZM120 163H118L119 165H121ZM124 163V164H125ZM161 163V162H160ZM174 163H176V162H174ZM216 163H217V160H216ZM219 163V162H218ZM30 164V163H29ZM61 164V165H62ZM67 164H65V165H67ZM104 164V166H102ZM110 164V163H109ZM123 164V163H122ZM123 164V168L125 167V165ZM165 164V163H164ZM220 164V163H219ZM43 165V164H42ZM48 165H50V164H48ZM47 165V166H48ZM60 165V166H61ZM111 165V164H110ZM110 165H109V167H110ZM114 165V166H113ZM155 165L156 166H158V167H156L155 168ZM171 165V164H170ZM169 165V166H170ZM176 165H178L177 163H176ZM184 165V164H183ZM217 165V164H216ZM221 165V164H220ZM52 166V165H51ZM71 166H72V168H71ZM106 166V167H105ZM169 166H167V167H169ZM190 166H191V164H190ZM189 166V167H190ZM29 167H30V169H32V167L33 168H37V169H39V168H41L40 169V171L39 172H41V175L40 174H38L39 176H42L43 175V177L45 176V178H42V180H41V178H40V180H38V181H40V183H36L37 185H36V187H35V189L33 188L34 186H31V184L34 182V180H35V178H37L35 175H33V173H35L34 171H37L38 172V170H35L34 169V171L32 172V174L31 173H28L29 171L31 172V170L29 169ZM53 168H54V165L52 166ZM103 167H105V168H103ZM108 167V169H109V171H111L110 170V168ZM180 167V166H179ZM185 167H186V165H185ZM45 168H47V167H43V169H45ZM49 168V167H48ZM47 168V169H48ZM61 168V167H60ZM71 168V169H70ZM76 168H77V170H76ZM172 168V167H171ZM174 168H176V167H174ZM178 168V167H177ZM182 168V167H181ZM184 168V167H183ZM191 168V167H190ZM189 168V169H190ZM201 168V167H200ZM50 169L51 170H53L51 167H50ZM56 169V168H55ZM58 169V168H57ZM65 169V168H64ZM78 169L79 170H84L83 172H81L80 171V173L78 172ZM125 169H127V167L125 168ZM158 169H157V172H158ZM189 169H187V170H189ZM221 169V168H220ZM219 169V170H220ZM103 170V171H104ZM113 170H112V172H109V176H111V173L113 174L114 172H113ZM123 170V169H122ZM161 170H162V167H161ZM191 170V169H190ZM59 172L60 171H62V170H58ZM163 171V170H162ZM161 171V172H162ZM166 171V170H165ZM171 171V170H170ZM173 171V170H172ZM175 171V170H174ZM181 171V170H180ZM202 171V170H201ZM84 173V174H86V175H84V177H86V179H88L87 178V176H89L88 175V172L87 173ZM95 172V173H96ZM107 172H108V170H107ZM164 172V171H163ZM193 172V171H192ZM218 172V174H220L219 173V171H217ZM42 173H44V174H46V175H44V174H42ZM65 173V172H64ZM76 173V175L78 176V174ZM91 173H90V175H91ZM104 173V172H103ZM160 173V172H159ZM170 173V172H169ZM178 173V172H177ZM180 173V172H179ZM183 173V172H182ZM184 173H186V172H184ZM201 173V172H200ZM29 174H30V177H29ZM53 174H58L57 172L56 173H53ZM63 174V173H62ZM62 174H59L58 176H61ZM158 174V173H157ZM163 174V173H162ZM165 174H167V173H165ZM190 174V173H189ZM33 175V176H32ZM36 175H37V173H36ZM65 175V174H64ZM74 175V174H73ZM72 175V176H73ZM98 175V174H97ZM160 175V174H159ZM188 175V174H187ZM32 176V177H31ZM35 176V177H34ZM81 176V175H80ZM83 176V175H82ZM92 176V175H91ZM119 176V177H120ZM168 176V175H167ZM221 176V175H220ZM34 177V180L33 181H31L32 179L31 178H33ZM66 177V176H65ZM65 177H62V179L63 178H65ZM74 177V176H73ZM93 177H94V175H93ZM157 177H159V176H157ZM171 177V176H170ZM179 178H180V176H178ZM183 177H185V175L183 176ZM78 178H80V177H78ZM82 178V177H81ZM80 178V179H81ZM91 178V177H90ZM111 178V177H110ZM165 178V177H164ZM172 178V177H171ZM174 178V177H173ZM185 178H187V177H185ZM184 178V180L186 181V179ZM221 178V177H220ZM31 179V180H30ZM38 179V178H37ZM36 179V180H37ZM56 179V180H55ZM76 179H77V177H75L74 179H72V180H74V181H76ZM79 179V180H80ZM85 178H83V180H81V181H86V179L84 180ZM95 179V178H94ZM106 179H108V177L106 178ZM71 180V184L73 183V181ZM157 180V181H156ZM176 180V179H175ZM191 180V179H190ZM32 183H31V182ZM37 181V182H38ZM68 181H65L66 183H68ZM77 181H78V179H77ZM77 181H76V185H75V182H74V184H73V189H74V187H75V189H76V186L79 184H77ZM87 181H86V183L85 184H88L87 183ZM106 181V182H105ZM166 181H167V183L169 182L170 183V180H168V179H165V184L167 185V183H166ZM64 182V181H63ZM79 182V181H78ZM102 182V183H101ZM105 182V183H104ZM157 182V185H158V187H155L156 186V184L155 183ZM192 182V181H191ZM219 182H221V181H219ZM35 183V182H34ZM70 183V182H69ZM81 183V182H80ZM84 183H82V184H84ZM104 183V184H103ZM168 183V184H169ZM179 183V182H178ZM204 183V182H203ZM202 183V184H203ZM42 184H43V182H42ZM59 184H57L55 187H59V189H60V191H61V188H60V185ZM81 184V185H82ZM103 184V185H102ZM164 184V183H163ZM33 185V184H32ZM55 185V184H54ZM75 185V186H74ZM155 185V186H154ZM175 185V184H174ZM220 185V184H219ZM52 186V187H51ZM63 186H62V190H64V188H63ZM88 186H90L89 184L87 185V186H85L86 188H84V187H81V186H78V187H80V188H83V189H85V191L82 189L81 191L83 192H87L90 188L88 187ZM121 186V187H120ZM169 186V185H168ZM177 186V185H176ZM180 186V185H179ZM192 186H194L193 184H192ZM198 186V185H197ZM201 186V185H200ZM42 187H43V185H42ZM44 187V188H45ZM91 187V188H92ZM105 187L103 188V189H101V190H104L105 189ZM164 187H165V185H164ZM195 187V186H194ZM32 188H33V190L35 191L34 193H32L33 192V190H32ZM68 188H70V187H68ZM102 188V187H101ZM114 188H113V190H114ZM168 188V187H167ZM171 188V187H170ZM177 188V187H176ZM183 188V187H182ZM199 188V187H198ZM205 188V187H204ZM40 189H42V188H40ZM57 189L58 188H56V190L55 191H57ZM67 189V188H66ZM65 189V190H66ZM94 189V188H93ZM178 189V188H177ZM203 189V188H202ZM45 190H48L47 188H45ZM69 190V192H70V190L72 191V189L70 188V189H68ZM87 190V191H86ZM92 189H90L89 191H91ZM106 190V189H105ZM104 190V191H105ZM113 190H111V191H113ZM199 190H201L200 188H199ZM217 190H220V189H217ZM16 191H20L19 192V195L17 194V192ZM54 191V192H55ZM78 191H80L79 190V188H78ZM88 191V192H89ZM104 191H102V192H104ZM169 191H171V193H173V194H171ZM173 191V192H172ZM14 192H16V195H15V193ZM38 192L40 193V192H42L43 194H42V196L44 195L45 197H46V194H44V192L45 191H41V190H38ZM37 192V193H38ZM53 192V193H54ZM63 192V194H64V191H62ZM66 192V191H65ZM69 192H66V193H68V197L66 196V198H69L70 197V195H72V194H75L74 195V197L77 199V198H80L79 196L78 197H76V193H77V189H76V193H72L71 192V194L69 193ZM81 192V193H82ZM87 192V193H88ZM221 192V191H220ZM49 193V192H48ZM47 193V195H49ZM101 193V194H100ZM62 194V195H63ZM70 194V195H69ZM79 194H80V192H79ZM65 195H67V194H64V196ZM189 195V196H188ZM202 195H203V193H202ZM20 196V197H19ZM41 197V198H43V201H45L44 199H46L45 197ZM50 196V195H49ZM49 196H47V197H49ZM73 196V195H72ZM114 196V195H113ZM198 196V195H197ZM179 197V196H178ZM202 197V196H201ZM40 198V199H41ZM61 198H62V196H61ZM60 197H59V199H61ZM73 197H71V198H69V199H71V200H73L72 199ZM173 198V199H172ZM190 198V197H189ZM47 199H49V198H47ZM62 199H64V198H62ZM68 199V201H70ZM111 199L113 200V201H111ZM217 199V198H216ZM220 199V198H219ZM34 200V202L32 203V201ZM79 200V199H78ZM81 200V199H80ZM218 200V199H217ZM38 201H40L39 200V198H38ZM41 201H42V199H41ZM48 201V200H47ZM60 201V200H59ZM63 201V200H62ZM67 201V202H68ZM74 201V200H73ZM111 201V202H110ZM38 204H36V203ZM71 202V201H70ZM82 202V201H81ZM202 202H204V200L202 201ZM43 203V202H42ZM41 203V204H42ZM46 203V202H45ZM53 203V202H52ZM59 203H61V202H59ZM58 203V204H59ZM72 203H75V202H72ZM34 204V206L36 205V207H39V208H37L36 209V207H34V206H32ZM49 204V203H48ZM62 204V203H61ZM171 204H173L175 207H173V210H172V206H171ZM177 204V203H176ZM45 205V204H44ZM72 206H74V207H72ZM76 206H77V208H76ZM178 206H179V204H178ZM219 206V205H218ZM34 207V208H33ZM80 207V208H79ZM191 207V206H190ZM202 207V206H201ZM221 207V206H220ZM56 208H58V206H56ZM201 209V208H200ZM203 209V208H202ZM217 209V208H216ZM192 210V209H191ZM219 211V210H218ZM198 212V211H197ZM197 212H196V214H197ZM175 213V214H174ZM204 213V212H203ZM202 214V213H201ZM199 215V214H198ZM206 216V215H205ZM221 216V215H220ZM219 217V216H218ZM203 218V217H202ZM177 219H179V218H177ZM221 219V218H220ZM192 220V219H191ZM200 220V219H199ZM198 220V221H199ZM201 220H203V219H201ZM181 222V221H180ZM40 224V225H39ZM183 224H184V226H183ZM179 225V224H178ZM189 225H190V227H189ZM200 226H201V224H200ZM203 226H205V225H203ZM40 227L44 230V232H41V229H40ZM179 227V228H180ZM17 230H19L18 228H20V230H25L24 232H22V234H21V231H20V234H21V236L22 235H24V233L26 232V235L28 236V237H26V235L24 236V238H28L27 240L26 239H24L25 241H26V245H25V243H21V242H18L19 243V245L20 244H22L24 247L23 248H25L26 249V251L24 252V251H21L22 253H19V255H16L17 253V249H19V248H21V247H19L18 245H17V249H15L14 248V246H16V245H14V241H13V249L14 250H16V252H14V250H13V252H14V254H15V257L16 256H19V257H16V258H14V255H13V252L12 251H10V249H12V247H11V244H12V236H13V234H15V233H18L19 231H17ZM13 229H15L14 231H15V233H13L14 231H13ZM40 229V230H39ZM45 229H47V232H46V230ZM178 229V228H177ZM182 229H180V230H182ZM42 230V231H43ZM192 230V229H191ZM200 230V229H199ZM178 231V230H177ZM202 232H204V231H202ZM40 233L42 234V236L43 237H40V239L41 238H43V240L44 241H40V239H39V236H41L40 235ZM179 233V232H178ZM11 234H12V236H11ZM19 234V233H18ZM44 234H45V236H46V238H48L52 243H50V241H48V240H45L46 238H45V236H44ZM205 234V233H204ZM201 235V234H200ZM15 236H17V235H15ZM15 236H13V237H15ZM205 236V235H204ZM19 237H20V235H19ZM18 236L16 237V238H19ZM192 237V236H191ZM21 238V237H20ZM19 238V239H20ZM45 238V239H44ZM200 238V237H199ZM15 239V238H14ZM19 239H16V240H19ZM203 239V238H202ZM202 239H200V240H202ZM15 240V241H16ZM21 241H23L22 239H20ZM19 240V241H20ZM8 241L9 242H11V244L9 245V243H8ZM24 241V242H25ZM182 241V242H181ZM203 241V240H202ZM17 242V241H16ZM41 242V243H40ZM50 243V245L51 246H49V243ZM204 242V241H203ZM43 245V243H45V247H46V249H48L49 247H51V249L50 250H44L43 248H45L44 247V245H43V248L42 247H40L41 245ZM46 243H48V248H47V245H46ZM55 243V244H54ZM202 243V242H201ZM56 244H59L60 246H61V244H62V246L64 247V249L65 250H67L66 249V247L68 248V252H70L69 253V255H67L66 253H65V250H63V248L62 247H59V248H62V250L64 251V253H63V257L64 258H62L61 256H62V254L61 255H59L60 254V252H58L59 251V248H58V251L56 250ZM178 244H177V248H179L178 247ZM21 245V246H22ZM54 245H55V247H54ZM58 245V246H59ZM9 246L11 247L10 249H9ZM52 246H53V248H52ZM41 248H42V251H41ZM25 249H22V250H25ZM21 249H19L18 251H20ZM61 249H60V251H62ZM181 250H179V251H181ZM9 251V252H8ZM62 251V252H63ZM24 252V253H23ZM12 253V254H11ZM59 253V254H58ZM66 256H65V255ZM11 255H13L12 257H10ZM192 255V254H191ZM21 257L23 258V255H21ZM178 257V258H179ZM13 258H14V260H13ZM21 258V259H22ZM20 259V260H21ZM19 260V261H20ZM176 260H177V258H176ZM178 261V262H179ZM24 262V263H23ZM183 262L182 263H180V264H183ZM191 264V263H190Z\"/></svg>",
  "mask_w": 264,
  "mask_h": 264
}]
</instances>
